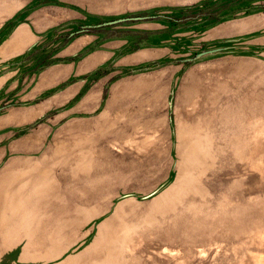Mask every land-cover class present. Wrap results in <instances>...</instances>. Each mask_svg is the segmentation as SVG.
Instances as JSON below:
<instances>
[{"label":"rangeland","instance_id":"374dc122","mask_svg":"<svg viewBox=\"0 0 264 264\" xmlns=\"http://www.w3.org/2000/svg\"><path fill=\"white\" fill-rule=\"evenodd\" d=\"M262 62L264 0H0V264H264Z\"/></svg>","mask_w":264,"mask_h":264},{"label":"crops","instance_id":"0c3cea01","mask_svg":"<svg viewBox=\"0 0 264 264\" xmlns=\"http://www.w3.org/2000/svg\"><path fill=\"white\" fill-rule=\"evenodd\" d=\"M254 21H255V19H248V20L245 22L246 27H247L248 24H252V25H249L250 27H252ZM21 27L27 28V25H19V26L16 28V30L14 31L13 35L9 38V40L6 41V44L10 46V50H12V51H14V50L12 49V47H11L10 44H11V42H12V39H13L15 33L17 32V29H18V28H21ZM27 29H28V28H27ZM250 32H251V31H248V33H250ZM10 50H9V51H10Z\"/></svg>","mask_w":264,"mask_h":264},{"label":"bare ground","instance_id":"6f19581e","mask_svg":"<svg viewBox=\"0 0 264 264\" xmlns=\"http://www.w3.org/2000/svg\"><path fill=\"white\" fill-rule=\"evenodd\" d=\"M262 40V39H261ZM255 42V41H254ZM261 43V42H260ZM258 61H260L261 62V60H258ZM259 63V62H258ZM263 63V62H262ZM253 65V64H252ZM261 65H264V63L263 64H261ZM249 66H250V64H249ZM254 66V65H253ZM257 66L259 67V65L257 64ZM251 67V66H250ZM250 67H249V69H250ZM263 68H264V66H262ZM257 68V67H256ZM258 69V68H257ZM256 69V70H257ZM260 69H261V67H260ZM250 70H252V69H250ZM262 70V69H261ZM246 71H248V70H246ZM253 72V71H252ZM247 73V72H246ZM257 73V72H256ZM260 74V73H259ZM246 77V76H245ZM247 77H250V76H247ZM259 77H260V75H259ZM247 80H248V78H247ZM245 83V82H244ZM246 83L248 84V83H250V82H247L246 81ZM253 83V82H252ZM251 83V84H252ZM250 85V84H249ZM241 204V203H240ZM242 215V214H241ZM246 217V216H245Z\"/></svg>","mask_w":264,"mask_h":264}]
</instances>
